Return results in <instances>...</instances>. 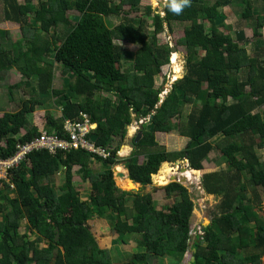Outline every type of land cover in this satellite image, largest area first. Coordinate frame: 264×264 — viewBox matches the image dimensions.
<instances>
[{
	"label": "trees",
	"instance_id": "16d2710c",
	"mask_svg": "<svg viewBox=\"0 0 264 264\" xmlns=\"http://www.w3.org/2000/svg\"><path fill=\"white\" fill-rule=\"evenodd\" d=\"M141 1L0 0L3 20L17 24L21 33L11 42L8 33L0 31V75L14 70L24 84L34 81L39 92L38 98L18 100L16 111L0 114V140L8 143L1 156H10L17 143L39 135L28 115L53 96L61 115L46 116L48 132L64 138V120L87 114L96 124L87 139L110 154L102 158L84 150L55 154L38 150L10 170L13 196L4 194L9 185L0 181V264H51L54 248L58 249L55 264H112L90 233L87 222L92 218L107 221L122 244L136 237L139 250L125 264H150L156 257L182 262L193 210L187 189L176 182L167 184L165 194L177 193L179 199L157 210L150 194L117 189L111 167L121 160L128 178L141 190L151 185L163 163L186 159L190 172H199L214 149V139L224 141L219 151L226 168L203 174L201 187L221 199L211 223L192 242V264H264V223L251 225L256 217L248 215L243 204L247 186L253 196L247 203L258 199L257 190L264 192V158L260 161L255 152V147L264 150V0H189L179 13L167 0L163 16L146 6L149 26L143 18L125 17L114 28L105 25L104 17L120 14L124 6L136 10ZM224 7L252 21L256 42L247 39L242 29L231 35L217 28L219 24L227 28L218 16V9ZM173 23L185 24L177 42L185 49V74L159 103L162 90L152 85L169 63L170 48L159 45L157 35L164 25L172 32ZM115 40L139 45L128 72L120 68L122 47ZM250 44L252 54L246 49ZM55 63L62 68L64 87L50 90ZM30 90L33 94L35 88ZM187 104L195 106L186 121L175 126L172 120H178ZM258 108L262 115L254 112ZM133 121H142L140 139L137 143L136 135L132 139L137 152L119 159L116 153L123 144L112 147V139ZM173 131L188 139L186 147L174 152L156 149L155 134ZM141 152L144 162L139 164ZM93 162L103 169L93 172ZM74 167L90 184L85 201L72 185ZM168 168L165 165L156 177ZM59 173L63 180L57 194L51 180ZM25 224L34 239L18 234Z\"/></svg>",
	"mask_w": 264,
	"mask_h": 264
},
{
	"label": "rangeland",
	"instance_id": "374dc122",
	"mask_svg": "<svg viewBox=\"0 0 264 264\" xmlns=\"http://www.w3.org/2000/svg\"><path fill=\"white\" fill-rule=\"evenodd\" d=\"M167 0H142L140 5L136 10H129V7L124 6L122 7V10L120 14L117 15H111L108 17H104L105 25L108 28H114L119 23L123 22V18L126 19H133L137 20L139 18H143L146 20L147 25L150 24V18L147 17L146 13V6H149L151 9L152 14H159L163 16L161 5L165 4ZM214 0H210L209 2H213ZM19 3H24L25 0H18ZM36 4V1L33 2ZM117 4V2H116ZM126 13V14H125ZM218 16L223 17L220 18V23L224 24L227 28L221 27L219 24L217 28L225 33L230 32L231 35H233L234 32L238 29H242L245 32V36L247 39H250L251 42L257 39H254L252 36V21L243 20L240 16V11L238 10H232L225 8L218 9ZM218 20V22H219ZM206 25V28H208V24L204 23ZM185 24L181 23H173L171 25L172 32H170L167 27L164 25V31L157 35V41L159 45H166L169 48H174L175 52L173 55H177V65L179 66L180 72L177 76V78H172L171 72V66L173 68V55L171 54L169 58V63L162 67L161 74L158 78L155 79L153 82L154 88H159L162 90L161 94L159 95V103L162 101V99L166 96V94L170 91L172 83H174L176 80L182 78V76L185 74V49L181 46L177 45L178 40L182 37V31ZM0 31L7 32L8 33V39L11 42H14L21 37V33L19 30L18 25L12 23L7 24L3 20V11H2V5L0 3ZM264 33V30L262 31ZM262 33V34H263ZM264 38V36L262 37ZM115 44L122 47V57H121V64L120 68L123 72H128L131 70L132 65V59L134 56V53L139 49L138 44H131V43H125L120 41H114ZM10 42H8V45ZM260 45V44H259ZM246 49L248 50L249 54H252L253 52V44L247 45ZM2 76V77H1ZM244 75L242 74V77ZM64 75L62 74V68L59 64L55 63L53 66V74L52 78L50 79L51 83L49 86V89L52 88L56 89H62L64 87ZM70 82H72V79H70ZM19 86L15 89L9 90L8 87L12 86L14 84H18ZM28 84H24L22 82L21 76L18 74V72L14 70H10L7 73H4L3 75H0V114L3 112H12L16 111L19 108V103H17L18 100H26L33 95L32 98L37 97L38 98V88H36V84L34 81L27 82ZM34 87L35 91L33 94H31V88ZM101 96H105V94H101ZM43 105L40 107H36L35 111L28 115V121L30 125H36L38 129H43L48 132V126L46 124V116L50 115L55 118H59L61 115V107L57 106L58 99L54 96L50 98L43 99ZM195 105H198V102H195ZM192 105H185L181 116L178 118V120H172V123L177 125L178 122L183 123L186 121V115L189 113L190 109L195 106ZM254 112H259L262 115V108L256 109ZM140 123L142 121H133L131 125L126 127V130L124 133L118 134L112 139V147H116L121 144H123L118 152L116 153V156L120 158H127L130 156V154L134 153L137 150L133 147V141L132 139L138 132V129L140 127ZM133 128V129H131ZM23 134V130L21 131ZM160 134V135H159ZM156 149H163L166 152H174L176 149H179V151L183 150L188 142V139H180L178 137L177 131H173L171 133H159ZM173 140V142H172ZM214 139L211 140L213 144V151L207 156L206 160L202 162L203 166L202 169L199 170L197 173H191L190 168L188 165V161L183 160H176L169 163H163L158 172L151 177V185H147L143 187L140 190V185L134 183L130 186H128V182L125 179H129L127 176L122 179L113 178L114 184L116 185L117 189L122 191H130L132 188H136L135 192L139 191L142 194H150L152 198V202L154 204V207L158 210L161 209L165 205H171L173 202L179 199V196L177 193H172L171 195H166L164 191V187L169 184L171 173H175V177L178 178L176 183L181 184L184 186L189 196L193 202V210H192V217L190 220V240L188 243V249L185 253V256L182 260V262H177L173 258L169 257H156L151 260H149L150 264H186V262L189 260L191 256V245L194 241V238L196 235L202 234V228L207 227L211 223L212 216L217 213L218 211V203L220 202L221 197H216L212 195H207L202 187H201V176L205 173H211L216 172L225 169V163L221 157L219 147L224 143L222 140ZM259 142L258 139H255V142ZM124 147V148H123ZM125 149V150H124ZM135 152V154H136ZM255 152L260 158V161H263L264 158V150L258 149L255 147ZM144 154V152H141L140 154H137L138 163L144 162V156L141 155ZM119 160L118 164H114L111 167V170L113 172V175H115V172H125L126 169L123 166V162ZM176 163V164H175ZM165 165L170 166L165 173L167 175V178L163 184L158 182V179L161 176H158L164 168ZM91 170L93 172H99L103 169V166L100 165L97 162H93L90 165ZM182 169H185V172L182 171ZM115 171V172H114ZM183 174V175H182ZM186 176L187 180L181 181V176ZM171 176V177H170ZM170 177V178H169ZM11 180V178H10ZM63 177L62 173L56 174L52 178V182L55 185V189L57 194H60L59 186L62 183ZM72 185L76 189V191L79 194V197L81 200L85 201L88 199L90 194L89 189V183L86 179H84L83 175L80 172H77V168H73V177H72ZM13 185H9L8 189H4V194H8L10 196H13V193H11V190H13ZM246 191V197L244 199V208L245 212L249 215L250 213L253 215V217H256L250 224L255 223H264V192L262 190H257V193L259 195L257 200L251 201V203H247V200L253 199L252 197V187L247 186ZM132 192V191H131ZM1 200V199H0ZM259 201V205H257ZM25 221V220H24ZM90 233L94 238V241L97 245V248L106 250L109 254V257L112 261V264H125L133 254L138 252L139 248L136 243V237L131 236L129 238V241L126 244H122L117 240V235L111 230L110 225L107 221L104 219L99 218H92L87 222ZM205 225V226H204ZM28 226L23 225L18 229V234H24L26 233L28 236V239H34L35 234L28 232ZM199 242L202 243L201 239H199ZM41 242L39 243V246H41ZM264 260V257L262 258Z\"/></svg>",
	"mask_w": 264,
	"mask_h": 264
},
{
	"label": "built area",
	"instance_id": "2783aa9c",
	"mask_svg": "<svg viewBox=\"0 0 264 264\" xmlns=\"http://www.w3.org/2000/svg\"><path fill=\"white\" fill-rule=\"evenodd\" d=\"M95 128L96 124L90 122L87 114L82 113L80 118L64 120L62 130L66 138H60L56 134L40 130L39 135L30 142L17 143L14 153L8 157L1 156L2 150H7L8 143L6 140H0V181L11 185L10 170L17 168L33 151L46 150L50 154H55L57 151L84 150L102 158H108L110 156L108 152L87 139V136Z\"/></svg>",
	"mask_w": 264,
	"mask_h": 264
},
{
	"label": "water",
	"instance_id": "95a60500",
	"mask_svg": "<svg viewBox=\"0 0 264 264\" xmlns=\"http://www.w3.org/2000/svg\"><path fill=\"white\" fill-rule=\"evenodd\" d=\"M163 7H164V4L161 5V8H162V9H163ZM174 52H175V49H174V48H170L169 57H170L171 54H173ZM159 99H160V98H159ZM140 137H141V134H140V133H137L136 136H135V138H134V143H137L138 140L140 139ZM185 156H186V155H185ZM184 160L187 161L186 159H184ZM175 164H176V163H175ZM182 171L185 172V169H182ZM114 172H115V171H114ZM112 173H113V172H112ZM115 176H116V178H118V179H122V178H125L126 176L128 177V172H127V171H126V173H125V172H115V175H113V178H115ZM128 180L131 181L130 179H128ZM177 180H178L177 177L172 176V177L170 178L169 183L176 182ZM180 180H181V181H185L186 178L181 176V179H180ZM131 182H132V181H131ZM132 184H134V182H132ZM138 185H139V184H138ZM135 190H136V188H135V189L132 188L130 191L135 192ZM204 226H205V225H204ZM204 228H205V227H204ZM57 231H58L57 228L54 229V232H55L54 241H56L57 238H58V233H57ZM192 251H194V250H192ZM57 252H58V249H57V248H54L53 251H52L51 264H55V259H56ZM193 261H194V257L191 255L190 258H189V260L186 262V264H192Z\"/></svg>",
	"mask_w": 264,
	"mask_h": 264
},
{
	"label": "bare ground",
	"instance_id": "6f19581e",
	"mask_svg": "<svg viewBox=\"0 0 264 264\" xmlns=\"http://www.w3.org/2000/svg\"><path fill=\"white\" fill-rule=\"evenodd\" d=\"M173 55V54H172ZM173 60H174V63H173V68H172V66H171V69H172V78H177V76H178V74H179V72H180V69H179V66L177 65V55H173ZM125 150V149H124ZM183 175V174H182ZM182 175H180V176H182ZM182 177H185L186 178V176H182ZM166 178H167V175L166 174H163L159 179H158V182L159 183H161V184H163L164 182H165V180H166ZM170 178V177H169ZM125 179V178H124ZM125 180H127V182H128V186H130V185H132V182L131 181H129L128 179H125ZM186 180H187V178H186Z\"/></svg>",
	"mask_w": 264,
	"mask_h": 264
},
{
	"label": "clouds",
	"instance_id": "9594fccd",
	"mask_svg": "<svg viewBox=\"0 0 264 264\" xmlns=\"http://www.w3.org/2000/svg\"><path fill=\"white\" fill-rule=\"evenodd\" d=\"M188 2L189 0H172V3L169 5V7L173 12L179 13L182 8L188 4Z\"/></svg>",
	"mask_w": 264,
	"mask_h": 264
},
{
	"label": "crops",
	"instance_id": "0c3cea01",
	"mask_svg": "<svg viewBox=\"0 0 264 264\" xmlns=\"http://www.w3.org/2000/svg\"><path fill=\"white\" fill-rule=\"evenodd\" d=\"M18 1V0H17ZM225 8V7H224ZM227 9H231L230 7H226ZM5 23H7V24H12V22H8V21H5ZM15 24V23H14ZM17 25V24H16ZM263 30H264V28H263ZM262 30V31H263ZM263 33V32H262ZM244 35H245V32H244ZM263 36H264V33H263ZM246 37V36H245ZM264 39V38H263ZM187 116V115H186ZM34 126H36V125H34ZM38 129V128H37ZM131 129H133V128H131ZM40 130H43L42 128L41 129H38V131H40ZM159 133H156L155 134V139L156 140H158L157 138H158V135ZM160 135V134H159ZM178 137L180 138V139H187V138H185V137H182V136H179L178 135ZM172 142H173V140H172ZM124 148V147H123ZM176 151H179V149H176ZM203 165V164H202ZM167 170V169H166ZM165 173V172H164ZM157 178V177H156ZM154 205V204H153Z\"/></svg>",
	"mask_w": 264,
	"mask_h": 264
},
{
	"label": "flooded vegetation",
	"instance_id": "af4514ba",
	"mask_svg": "<svg viewBox=\"0 0 264 264\" xmlns=\"http://www.w3.org/2000/svg\"><path fill=\"white\" fill-rule=\"evenodd\" d=\"M171 177V176H170Z\"/></svg>",
	"mask_w": 264,
	"mask_h": 264
}]
</instances>
